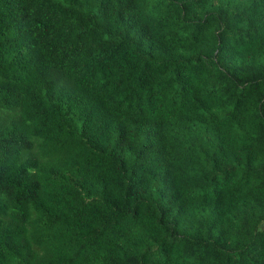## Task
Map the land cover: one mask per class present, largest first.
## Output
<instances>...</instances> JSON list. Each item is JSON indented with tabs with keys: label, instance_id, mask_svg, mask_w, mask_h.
I'll use <instances>...</instances> for the list:
<instances>
[{
	"label": "trees",
	"instance_id": "16d2710c",
	"mask_svg": "<svg viewBox=\"0 0 264 264\" xmlns=\"http://www.w3.org/2000/svg\"><path fill=\"white\" fill-rule=\"evenodd\" d=\"M0 264H264V0H0Z\"/></svg>",
	"mask_w": 264,
	"mask_h": 264
}]
</instances>
